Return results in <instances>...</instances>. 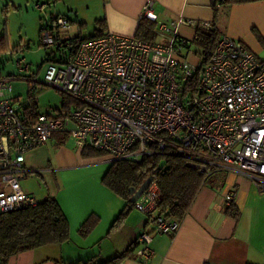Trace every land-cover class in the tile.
<instances>
[{
    "label": "built area",
    "instance_id": "built-area-1",
    "mask_svg": "<svg viewBox=\"0 0 264 264\" xmlns=\"http://www.w3.org/2000/svg\"><path fill=\"white\" fill-rule=\"evenodd\" d=\"M57 1L34 4L44 14L40 35L45 68L39 83L68 97L73 107L56 116L27 114L11 84L36 82L42 60L34 70L23 48L9 52L16 73L0 74V214L37 205V197L21 186L30 172L24 157L54 134H66L78 149L101 150L110 161L141 162L171 147L185 154L187 164L204 178L215 171L236 172L264 193V60L243 42L221 35L191 86L197 65L180 54L193 40L177 30L181 25L209 29L208 21L159 19L154 1L145 0L138 19L155 21V40L112 32L82 39L85 33L77 24L72 43V36L61 33L71 21L54 12ZM233 195L228 192L224 201ZM159 198L152 181L133 202L146 216L132 251L139 262L153 254V235L172 236L178 227L157 213Z\"/></svg>",
    "mask_w": 264,
    "mask_h": 264
},
{
    "label": "crops",
    "instance_id": "crops-1",
    "mask_svg": "<svg viewBox=\"0 0 264 264\" xmlns=\"http://www.w3.org/2000/svg\"><path fill=\"white\" fill-rule=\"evenodd\" d=\"M153 1V11L159 19L182 16L196 23H211L213 18L212 0ZM79 2L58 0L53 10L76 18L86 34L89 28L94 30L97 19L103 18L105 32L132 36L145 0H96L90 18L80 10ZM219 25L223 35L243 42L264 60V0L223 8ZM195 29L196 25H181L177 32L193 40ZM180 56L198 65L199 57L192 51V42L190 49L182 51ZM61 140L63 144H58ZM48 144L54 147L49 157ZM39 148L43 149L42 153H38ZM79 150L65 134H54L46 144L25 154L24 165L30 172L41 168L39 173L43 177L47 173L51 181L52 173L57 171L59 178L55 176L53 181L58 184L59 180L61 186L51 194L68 220L70 240L14 254L7 264H55L53 259L71 261L90 256L105 260L125 250L145 228V217L130 212L118 230L107 234L125 201L100 181L109 166V156L83 158ZM230 191L240 212L237 220L223 212L224 195ZM90 214L100 220L82 237L77 230ZM150 246L153 254L145 262L128 256L120 264H264V193L258 192L246 176L225 172L222 184L217 181L213 187L199 189L172 236L155 234Z\"/></svg>",
    "mask_w": 264,
    "mask_h": 264
},
{
    "label": "trees",
    "instance_id": "trees-1",
    "mask_svg": "<svg viewBox=\"0 0 264 264\" xmlns=\"http://www.w3.org/2000/svg\"><path fill=\"white\" fill-rule=\"evenodd\" d=\"M254 1L259 0H212L213 18L210 23L211 28L204 29L196 26L195 37L192 41L194 46L192 51L199 57V62L191 78V86L196 83L203 67L210 60L219 38L223 35L219 25L220 11L234 4ZM57 14L66 16L70 21L74 20L68 14ZM40 18H43V16L41 15ZM77 24L82 25L81 23ZM95 24L94 32L92 34L85 33L81 36L82 39L97 37L105 33V19H97ZM42 26L40 19V29ZM154 27L155 21L146 18L141 19L138 21L134 36L145 40H155ZM70 41L73 43L76 39L72 36ZM17 48V46H14L12 51ZM7 50L5 38L0 34V54L6 53ZM9 52L7 54L9 58L5 56V60L1 59L0 63L4 64L5 61L10 60L13 69H15ZM41 60V64H43L44 56ZM41 64L39 63L37 66ZM3 71L4 67L0 66V74L11 75L10 73H3ZM64 101L67 108L71 100L66 97ZM23 109L31 116H35L40 112L35 101L31 104H23ZM58 144H63V141H59ZM79 152L83 158L107 155L105 152L89 146L82 147ZM32 172L40 174L38 170H32ZM150 175L153 176V181L160 194L157 213L168 221L176 222L177 225L181 223L187 214L191 203L202 186L213 187L217 181L222 184L225 180V171H215L211 176L204 178L198 170L187 164L185 154L178 153L171 147L162 152L149 154L141 162L129 159L110 161L100 181L120 196L125 201V205L112 221L107 234L118 230L133 208V203H129V189L139 187ZM213 176L215 177L214 182L211 180ZM223 212L226 216L235 220L240 215L239 209L233 201H225ZM99 220L100 218L95 214L88 215L79 226L78 234L86 237L98 224ZM69 240L68 220L56 199L50 194L45 195L42 199L37 197L36 206H22L0 214V264H7V259L14 254L50 244L60 245ZM135 245L136 239L131 241L121 253L105 260H98L97 256H90L71 261L56 259H53V261L55 264H120L126 257L132 256Z\"/></svg>",
    "mask_w": 264,
    "mask_h": 264
},
{
    "label": "rangeland",
    "instance_id": "rangeland-1",
    "mask_svg": "<svg viewBox=\"0 0 264 264\" xmlns=\"http://www.w3.org/2000/svg\"><path fill=\"white\" fill-rule=\"evenodd\" d=\"M36 1L37 0H0V34L4 36L8 49L6 53L0 54V60H5V56L6 58H9L7 55L8 52L10 50L12 51L14 46H17L23 48V51L21 52L22 55H24L26 61L30 63L32 68L37 70V65L40 63L41 58L44 55L40 35V17L44 14L34 8ZM87 5H89V8H87ZM95 5L96 0H81V2H79L80 10L88 15L89 18L94 11ZM59 8L62 9V6L60 5ZM77 23L79 22L74 18V20H71L69 28L62 30L61 33L67 34L68 36H74ZM88 31L89 34L94 32L93 28H89ZM192 48H194L193 45ZM0 66L4 67L3 73H16L10 60L5 61L4 64L0 63ZM44 68L45 64L37 70L38 73L35 77L36 82H28L25 80L12 81V95L18 98V101L24 105L31 104L35 101L38 111L56 116L58 112H64L66 110V104L64 101V98L66 97L57 92V90L39 83L42 79ZM69 104L72 108L73 103ZM55 136L57 137L58 135ZM48 146V151L47 149L46 151L49 157L53 152L52 148L54 147L49 144ZM37 150L38 153H42L40 150L43 149L39 148ZM34 169L40 171L41 168ZM56 172H51L53 179L54 176L59 178ZM46 174L47 173H44L43 177V174L27 172L21 179V186L24 191L34 194L39 199H42L47 194L52 195L51 193L55 191V189H58V187L61 186V183L59 180H57L58 184L55 183L53 179L50 181ZM211 180L214 182L215 177L213 176ZM233 199L230 201H233ZM131 214L138 215L139 217H146L143 211L134 207L131 210Z\"/></svg>",
    "mask_w": 264,
    "mask_h": 264
},
{
    "label": "water",
    "instance_id": "water-1",
    "mask_svg": "<svg viewBox=\"0 0 264 264\" xmlns=\"http://www.w3.org/2000/svg\"><path fill=\"white\" fill-rule=\"evenodd\" d=\"M153 181V176H148L140 185L139 187L135 188L132 187L129 189L130 198L129 203L132 204L136 201V199L143 193V191L148 187V185Z\"/></svg>",
    "mask_w": 264,
    "mask_h": 264
}]
</instances>
